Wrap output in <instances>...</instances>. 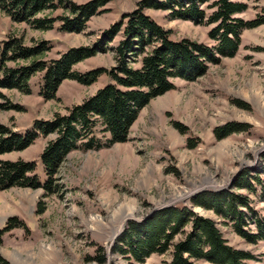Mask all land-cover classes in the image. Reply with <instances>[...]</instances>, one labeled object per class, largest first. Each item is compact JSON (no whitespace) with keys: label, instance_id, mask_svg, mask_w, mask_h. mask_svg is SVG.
Returning a JSON list of instances; mask_svg holds the SVG:
<instances>
[{"label":"rangeland","instance_id":"374dc122","mask_svg":"<svg viewBox=\"0 0 264 264\" xmlns=\"http://www.w3.org/2000/svg\"><path fill=\"white\" fill-rule=\"evenodd\" d=\"M69 1L79 5L90 0ZM104 1L79 34L59 31L60 21L52 29L35 30L14 23L0 11V42L9 37H22L27 46L30 41H44L51 46L46 60L71 47L91 46L141 0ZM246 3L248 8L240 18H263L264 0ZM144 13L170 31L174 40L215 44L208 37L210 26L170 21L162 11ZM65 14L58 8L39 17ZM119 40L116 37L111 45ZM112 66L111 53L97 54L75 65L73 71ZM41 76L31 77L29 94L0 91V125L24 134L35 121L65 115L109 82L106 75L90 86L65 80L55 99L47 101L40 96ZM173 84V90L139 112L125 143L69 153L55 192L29 187L0 190V264H125L112 248L127 225L182 207L216 222L229 246L251 256L246 264H264L263 241L247 243L224 226L223 219L192 203L204 193H234L246 199L264 223V24L241 33L233 57L209 64L204 76L193 82L175 79ZM226 124L240 126L242 131L217 139L214 130ZM53 138L38 136L26 149L4 154L0 160L34 163V173L43 183L40 154ZM247 229L256 230L252 224ZM102 255L105 263H101ZM167 261L168 256L153 255L144 264Z\"/></svg>","mask_w":264,"mask_h":264},{"label":"trees","instance_id":"16d2710c","mask_svg":"<svg viewBox=\"0 0 264 264\" xmlns=\"http://www.w3.org/2000/svg\"><path fill=\"white\" fill-rule=\"evenodd\" d=\"M247 1L141 0L136 9L104 30L93 45L71 47L48 60L45 55L51 46L44 41H30L32 44L27 46L22 37H9L0 42V91L29 94V80L41 73L40 96L48 101L55 99L65 80L90 86L102 75L109 79L65 115L35 121L24 134L0 125V156L26 149L38 136H54L40 154L46 178L43 183L34 173V163L0 160V190L29 187L53 193L59 188L57 176L69 153L125 143L139 112L151 100L173 90L175 79L193 82L204 76L209 64L216 65L222 57L235 55L244 30L264 24V15L252 21L239 17L246 12ZM105 3L104 0L79 5L69 0H0V11L14 23H25L35 30L52 29L60 21L59 31L79 34ZM58 8L67 15L39 17ZM145 10L165 12L170 21L210 26L208 37L214 46L172 39L170 31L147 16ZM118 36L120 40L112 46ZM107 53L114 59V66L108 70L73 71L84 60ZM239 131L240 126L226 124L216 128L214 135L220 140ZM240 187L248 188V184ZM192 203L223 219L224 226L247 243L264 242V223L241 196L230 192L204 193ZM250 224L255 232L247 229ZM112 252L124 259L125 264H144L153 255L168 256L164 264H246L252 259L248 253L227 244L216 222L185 207L158 212L142 223L130 222ZM100 259L105 263L103 255Z\"/></svg>","mask_w":264,"mask_h":264}]
</instances>
